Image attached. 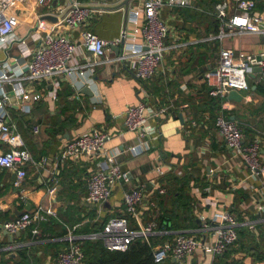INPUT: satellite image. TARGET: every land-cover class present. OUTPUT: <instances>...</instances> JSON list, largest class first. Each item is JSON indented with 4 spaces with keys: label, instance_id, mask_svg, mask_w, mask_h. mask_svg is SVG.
Here are the masks:
<instances>
[{
    "label": "crops",
    "instance_id": "crops-1",
    "mask_svg": "<svg viewBox=\"0 0 264 264\" xmlns=\"http://www.w3.org/2000/svg\"><path fill=\"white\" fill-rule=\"evenodd\" d=\"M58 1L62 0L51 1V7ZM89 1L99 2L102 8L87 26L99 37L111 40L122 30L126 34L133 32L131 9L139 7L141 0ZM258 1L262 2V8L255 7L254 10L264 19V0H256V4ZM189 4L166 2L160 9V17L168 26L165 50L158 70L144 82L134 76L127 60L117 59L116 47L110 46L92 73H74L67 80L60 78V82H67L73 93L65 98L58 99L57 96L53 103L43 98L53 79L33 83L21 79L25 94L23 107L16 103L12 85L5 84L11 95L6 120L16 125L35 163L26 166L19 185L16 177L13 179V170L3 168L0 171V224L26 210L38 209L45 214L51 209V213L45 214L46 219L37 225V232H32L34 226H30L31 229L12 236L0 226V264H18L17 252L22 248L27 249L30 256L40 257L43 264L52 263L49 247L53 242L64 240V236H58L62 230L85 238L94 233L96 224L102 220L127 216L122 194L129 186L144 185L145 196L139 215L145 224L152 216L146 206L147 200L154 196L158 187H162L161 174L154 170L157 161L170 165L176 174L181 172V176L193 170L199 180L206 181L205 186L200 187L206 191L204 195L201 190L200 193L194 190L193 180L188 182L191 194L196 197L193 205L196 225L185 222V228L160 229L162 232L166 231L168 236L177 230H186L202 236L199 213L212 216L214 212L227 209L235 215L237 228L243 227L254 236L257 248L251 246L252 241L247 238L243 244L237 241L230 252L221 257L228 264H264V256L255 252L258 248L264 251V202L257 192L259 181L248 176L243 163L230 157V150L213 127L214 115L222 108L226 116H232L238 122L247 139L254 135L264 139V93L258 90L260 86L264 87V73L247 76L249 88L239 91L242 94L239 101L227 96L222 100L210 96L204 75L217 65L221 47H229L235 54L247 52L259 56L263 49V34L233 31L218 39L217 23L204 0H190ZM199 4L204 9L202 12L196 8ZM51 7H40L37 10L39 19L22 6L17 7L19 19L15 34L24 37L38 23L44 30L50 28L76 37L78 32L69 31ZM136 42L140 40L137 38ZM17 53L14 43L8 50V59L13 61ZM83 56L86 57L87 53L78 47L77 60L84 62ZM6 57L5 51L0 49V69ZM85 86L87 92L83 91ZM143 97L147 102L148 122L156 127L158 135L149 140L148 150L134 155L129 146L136 142L137 133L123 126V112ZM163 107L167 108V114H154ZM34 125H38L37 132L32 131ZM92 127L106 131L109 137L103 150L117 153V161L131 177L129 184H117L110 198L100 205L85 200V178L103 162V153L64 161L58 156L68 140ZM6 148V143L0 140V151ZM202 148H205L204 152ZM42 156L46 157L45 161L40 160ZM53 183H56V191L50 194L48 188ZM245 184L252 188H244ZM165 204L172 208L170 202ZM127 219L131 228L138 227L128 216ZM155 240L157 237L153 238ZM169 259L173 264H212L214 255L203 254L198 249L182 263Z\"/></svg>",
    "mask_w": 264,
    "mask_h": 264
},
{
    "label": "built area",
    "instance_id": "built-area-1",
    "mask_svg": "<svg viewBox=\"0 0 264 264\" xmlns=\"http://www.w3.org/2000/svg\"><path fill=\"white\" fill-rule=\"evenodd\" d=\"M51 1L53 0H0V49H3L7 56L0 69V140L7 146L5 150L0 151V171L3 168L13 170L17 185L25 176L26 166L33 165L35 161L25 147L16 125L6 120L11 95L5 84L12 85L16 103L23 107L25 94L20 84L21 79L28 83L46 78L53 79L51 88L43 97L53 103L60 88V78L67 80L74 73L84 74L88 71L92 73L93 67L105 57L107 48L116 45L121 46L117 59L127 60L134 76L144 82L158 70L165 50L168 26L160 17V9L166 2L190 5V0H141L139 7L131 9L133 32L126 34L125 30H122L115 39L106 40L87 28L94 15L102 12L99 2L62 0L51 7ZM255 4V0L217 2L213 12L218 22L216 37L221 39L233 31L264 35V19L260 12L254 10ZM44 5L51 7L52 12L58 15L59 21L69 31L78 32V35L73 37L50 28L44 30L37 25L38 23L26 36L16 35L14 30L19 18L15 9L22 6L33 17L39 19L40 14L37 10ZM137 38L140 40L139 43L136 42ZM14 43L17 45L18 53L13 57V61H10L8 50ZM78 47L87 53L86 57L83 56L84 62L77 60ZM255 65L264 69V42L259 56L247 52L235 54L233 49L221 47L217 65L204 74L209 95L222 100L231 89L247 90L249 88L247 76ZM154 114L165 115L167 108H159ZM122 123L127 130L137 133L136 142L129 146L130 152L134 155L148 150L149 140L158 135L156 127L148 122V108L144 97L136 104L126 107ZM213 127L230 150V157L243 163L248 169V176L259 181L257 192L264 202V178H260L261 175L264 176V139L259 135L247 139L238 122L228 118L222 108L214 115ZM32 131L37 132L38 125H34ZM108 137L101 127H92L68 140L58 152L62 161L78 160L84 155L103 153L105 158L103 162L96 169L89 171L85 178V200L96 205L107 201L117 184H129L131 180L129 171L123 169L117 161V153H107L103 150ZM204 151L205 148H202V152ZM40 160L45 161L46 157L42 156ZM170 169V165L160 161H157L154 167L159 175ZM243 187L252 188L248 184ZM194 190L200 193L198 186ZM55 191L56 183H53L48 192L52 194ZM164 191L163 187H158L156 192L163 194ZM144 196V185L141 184L127 187L122 194L123 210L136 222L137 228L130 227L127 216H111L99 232L85 238L100 239L110 250H125L135 238L142 237L148 241L151 235H166L163 241L153 246V260L156 263L169 258L182 263L198 249L203 254L219 255L237 241L238 222L235 215L227 209L214 212L212 216L199 213V230L202 236L190 234L186 230H177L167 236L166 231L162 232L157 227L156 197L147 200L146 206L153 209L152 216L145 224L141 222L139 208ZM253 201L255 202V199ZM50 213L51 209H47L45 214ZM45 214L38 209L26 210L12 219L3 221L0 226L10 234L23 231L30 226H34L32 231L37 232L36 227L46 219ZM251 228L254 229V226ZM80 238L82 237H77L71 232L64 236L67 245L58 251L56 264H85L84 253L78 242Z\"/></svg>",
    "mask_w": 264,
    "mask_h": 264
},
{
    "label": "trees",
    "instance_id": "trees-1",
    "mask_svg": "<svg viewBox=\"0 0 264 264\" xmlns=\"http://www.w3.org/2000/svg\"><path fill=\"white\" fill-rule=\"evenodd\" d=\"M83 2H87L89 0H80ZM221 0H204L208 10L210 12H214V6L217 2ZM256 3V0H255ZM204 5V4H203ZM262 2L258 1L255 5L256 8H262ZM199 7L200 11L202 12L203 7L200 4L196 8ZM199 10V9H198ZM214 17V15H213ZM215 18V17H214ZM216 21V28H218V22ZM258 90L264 93V87H259ZM73 93L72 88L67 84V82H60V89L57 91L58 99L59 97L65 98V96H69ZM224 111V110H223ZM225 113V111H224ZM228 117V116H227ZM229 118V117H228ZM248 138H252L249 136ZM187 173H183L182 176L176 174L174 169H170L165 173L160 175V179L162 180L161 186L164 188L163 194H158L156 191L154 196L156 197V202L158 206V214L156 216L157 220V227L159 229H181L185 228V222H188V225L194 226L195 223V215L193 214L194 208V201H196V197L191 194V187L188 186V182L193 180L196 186L202 191V195L205 194L206 191H203L200 187L205 186L206 181L199 180L198 175H196L195 171L188 170ZM165 180V181H163ZM240 196V192L238 193ZM244 196V193H242ZM237 195V194H236ZM151 197V198H152ZM170 202L172 208H168L165 204L166 202ZM149 212L153 209L150 207L148 209ZM129 220L134 221L132 218L128 216ZM107 219L102 220L99 224H96L94 232H99ZM43 223V221H41ZM39 223L38 225L42 224ZM171 223V224H170ZM27 229H31L28 227ZM26 229V230H27ZM32 231V229H31ZM31 231L29 234H31ZM33 232V231H32ZM238 238L237 241L241 244L250 238L251 246H255L257 248V240L252 237L243 227L237 228ZM66 231L62 230L58 233V236H65ZM166 235L155 234V236H149L148 241L142 237L135 238L133 241L130 242L128 247L125 250H110L106 248L103 242L100 239H90V238H81L78 239L80 247L84 253V262L85 264H173L170 259H166L160 263H156L153 260L152 249L155 243H159L165 239ZM157 240L153 241V238ZM236 241V243H237ZM67 242L65 240L53 242L50 249L51 257H53V262L50 264H56L55 258L59 250H61L62 246L66 245ZM53 247V248H52ZM60 247V248H59ZM233 247L230 246L227 248L222 254H227L230 252V249ZM255 252H258L259 255L262 257L264 256V251H260V249H255ZM222 254L214 255V259L212 264H228L225 259L221 257ZM5 261V260H4ZM6 263V262H5ZM3 263V264H5ZM18 264H43V260L39 257L30 256L27 249L22 248L19 249L17 252V262ZM234 264V263H232ZM241 264V263H240Z\"/></svg>",
    "mask_w": 264,
    "mask_h": 264
},
{
    "label": "water",
    "instance_id": "water-1",
    "mask_svg": "<svg viewBox=\"0 0 264 264\" xmlns=\"http://www.w3.org/2000/svg\"><path fill=\"white\" fill-rule=\"evenodd\" d=\"M262 39H263V41H264V35H263ZM115 47H116V52L119 53V52L121 51V46H120V45H116ZM258 72H260V73H264V69H263L262 67L258 66V65H255V66L252 68V71L248 73V75H254L255 73H258ZM49 88H51V85H49ZM87 88H88V87L85 86L84 89H83V91L87 92V90H88ZM227 97L230 98V99H233V100L239 101V100H241V98H242V94H241L239 91H237V90L231 89V90L229 91V93L227 94ZM231 119H233L232 116H231ZM15 177H16V175H15V173H14V175H13V179H15ZM6 233H7V232H6ZM19 234H20V232L17 231V232H15L14 234H11V235L13 236V235H19ZM172 260L174 261V258H173Z\"/></svg>",
    "mask_w": 264,
    "mask_h": 264
}]
</instances>
